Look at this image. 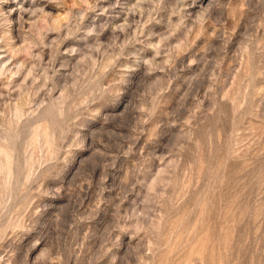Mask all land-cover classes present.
Wrapping results in <instances>:
<instances>
[{
  "label": "rangeland",
  "instance_id": "1",
  "mask_svg": "<svg viewBox=\"0 0 264 264\" xmlns=\"http://www.w3.org/2000/svg\"><path fill=\"white\" fill-rule=\"evenodd\" d=\"M0 264H264V0H0Z\"/></svg>",
  "mask_w": 264,
  "mask_h": 264
}]
</instances>
